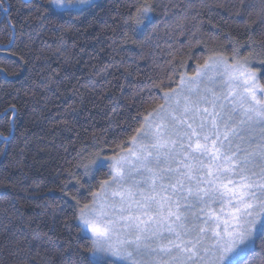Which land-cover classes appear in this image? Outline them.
Instances as JSON below:
<instances>
[{"label":"trees","instance_id":"1","mask_svg":"<svg viewBox=\"0 0 264 264\" xmlns=\"http://www.w3.org/2000/svg\"><path fill=\"white\" fill-rule=\"evenodd\" d=\"M243 2L0 3V264H77L89 236L73 208L79 215L110 179L107 166L83 174L97 152L93 137L105 157L117 156L165 94L202 65L249 57V67L260 69L264 8ZM262 259L257 241L245 264Z\"/></svg>","mask_w":264,"mask_h":264},{"label":"snow or ice","instance_id":"2","mask_svg":"<svg viewBox=\"0 0 264 264\" xmlns=\"http://www.w3.org/2000/svg\"><path fill=\"white\" fill-rule=\"evenodd\" d=\"M153 9L143 7L140 14L147 18ZM250 62H224L219 74L237 82L224 97L227 105L217 104L219 97L201 98L211 103L209 111L197 107L201 100L185 97L182 111L174 108L157 122L160 105L131 137L137 150L105 157L94 136L95 158L83 164L88 148L77 153L85 176L111 164V183L117 185L103 200L93 193L92 206L79 208V215L78 205L73 208L80 230L91 232L87 251L77 250V264H245L257 241L264 253V84L258 76L264 75V60L260 69ZM129 155L135 163L126 172ZM109 183L103 181L102 190Z\"/></svg>","mask_w":264,"mask_h":264},{"label":"rangeland","instance_id":"3","mask_svg":"<svg viewBox=\"0 0 264 264\" xmlns=\"http://www.w3.org/2000/svg\"><path fill=\"white\" fill-rule=\"evenodd\" d=\"M224 61L222 59H215L210 61L207 65V68H199L200 74L197 75V72L194 76H190L188 78H185L183 83H180L178 89L173 90L171 94H169V98L165 100L164 105V111L158 112L156 114L157 122H159L160 118L163 117L165 120L167 119L168 113L172 112L174 108H179L181 111L183 109V106L185 104V97H188L191 101L201 100V98H207V100L211 101L215 99L216 97H219V99L216 101L217 104L224 103L227 105L228 101L224 99L226 95H228V90L230 84L235 85L236 81H229V76L224 75L221 77L219 74L220 72H224L225 69L223 67ZM239 63H242L241 61H236ZM227 64L231 65L233 63L227 62ZM219 66V71L217 70ZM197 70V71H198ZM215 93V97L213 94ZM177 101H179V104H177ZM191 108V104L189 105ZM198 108L203 109L207 107L209 111H212V105L211 103H205L203 100L197 105ZM191 115V112L189 113ZM148 117V115L146 116ZM191 122V121H189ZM196 122H199V115L196 117ZM146 121L144 120V125ZM138 145L134 146L133 142H129L126 148L123 149L118 155H125L129 149L131 150H137ZM117 155V156H118ZM116 157V156H114ZM127 161L129 163L125 166V171L128 172L131 168V164L135 163L134 157H131L130 155L127 156ZM111 171L112 165L106 164ZM111 175H110V183L107 187H105L103 190H100L97 193L96 199L97 200H103L105 195L111 196V191L117 188L116 184L111 183ZM118 199V198H117ZM94 201V199H93ZM93 201L88 205L89 207L92 206ZM213 208L217 211L219 210V205H213ZM193 211H196L195 208L192 209ZM207 211V209H205ZM204 216L201 214V219H203ZM80 222V221H79ZM81 225V222H80ZM82 226V225H81ZM85 233L90 237L91 232L89 229L85 227L84 229Z\"/></svg>","mask_w":264,"mask_h":264},{"label":"clouds","instance_id":"4","mask_svg":"<svg viewBox=\"0 0 264 264\" xmlns=\"http://www.w3.org/2000/svg\"><path fill=\"white\" fill-rule=\"evenodd\" d=\"M48 3L55 8H69V7H87L93 3V0H48Z\"/></svg>","mask_w":264,"mask_h":264}]
</instances>
